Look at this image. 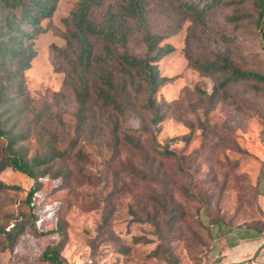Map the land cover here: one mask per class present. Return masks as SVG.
I'll list each match as a JSON object with an SVG mask.
<instances>
[{
    "label": "rangeland",
    "instance_id": "374dc122",
    "mask_svg": "<svg viewBox=\"0 0 264 264\" xmlns=\"http://www.w3.org/2000/svg\"><path fill=\"white\" fill-rule=\"evenodd\" d=\"M76 2L59 0L43 21L48 30L34 40L37 55L25 72L31 135L24 151L44 154L53 134L58 148L70 149L53 164L65 176L42 178L34 197L35 224L51 232L26 233L13 245L0 233V264H51L41 253L59 241L67 264H234L215 256L212 231L240 224L264 229L255 178L264 161V82L244 79L221 89L219 77L201 73L190 57L224 53L239 68L264 74V17L258 25L254 0H228L203 18L183 5L199 0H148L147 28L164 37L161 44L175 46L158 62L171 77L157 93L164 120L151 123L138 92L121 117L93 104L79 135L71 84L78 72L74 56L59 51L66 45L63 18ZM129 51L145 52L136 27ZM165 148L173 154L157 152ZM0 179L21 187L0 192V227L9 228L8 214L28 212L33 179L12 168L0 171ZM261 251L235 264L264 263Z\"/></svg>",
    "mask_w": 264,
    "mask_h": 264
},
{
    "label": "trees",
    "instance_id": "16d2710c",
    "mask_svg": "<svg viewBox=\"0 0 264 264\" xmlns=\"http://www.w3.org/2000/svg\"><path fill=\"white\" fill-rule=\"evenodd\" d=\"M226 1L228 0H199V3L185 2L183 5L203 18L214 7ZM58 2L59 0H0V171L12 168L33 179L24 200L28 212L8 214L12 225L9 228L0 227V233L10 245L26 233L42 236L51 232L41 231L35 224L34 197L42 187V178L56 179L65 176L64 168H54L53 164L70 154V149L58 148L54 134L48 150L42 155L29 157L23 145L31 135L29 122L24 123L31 110L25 72L37 55L34 40L48 30L43 21L53 17ZM201 2H204L203 6H200ZM254 6L258 11L257 24L260 25L264 17V0H254ZM147 13L148 0H77L69 16L63 18L67 28L66 45L59 51L65 56H74L73 67L78 72L76 78H71L77 100L75 131L78 135L83 132L93 113V104L121 117L132 110L133 99L138 92L144 95L143 107L150 113L151 123L157 126L164 120L165 115L161 113L157 93L171 77L161 74L158 62L173 52L175 46L170 43L161 44L164 37L150 32L147 28ZM230 18L236 20L234 17ZM135 27L141 32L145 44L142 56L129 51ZM190 60L201 73L218 76V86L221 89L244 79L264 82L263 73L239 68L224 53L218 54L214 59L204 56L190 57ZM158 131L155 128V133ZM123 138L127 143L134 144L132 136L124 134ZM157 152L173 154L167 148L158 149ZM20 189L19 185L0 179V192ZM191 194L197 196L196 193ZM260 209L262 210L261 206ZM262 212L264 214L263 210ZM236 226L255 228L264 235V229L255 224ZM61 252L62 244L59 241L47 245L41 257L51 264H67L61 257Z\"/></svg>",
    "mask_w": 264,
    "mask_h": 264
},
{
    "label": "crops",
    "instance_id": "0c3cea01",
    "mask_svg": "<svg viewBox=\"0 0 264 264\" xmlns=\"http://www.w3.org/2000/svg\"><path fill=\"white\" fill-rule=\"evenodd\" d=\"M255 178L258 180L259 203L264 211V161L258 165ZM212 233L214 254L223 257L224 263L241 262L264 244L263 233L247 226H218L213 228ZM261 254L264 256V247Z\"/></svg>",
    "mask_w": 264,
    "mask_h": 264
},
{
    "label": "water",
    "instance_id": "95a60500",
    "mask_svg": "<svg viewBox=\"0 0 264 264\" xmlns=\"http://www.w3.org/2000/svg\"><path fill=\"white\" fill-rule=\"evenodd\" d=\"M264 247V244L262 246H260L248 259L246 260H249V259H253L256 254ZM245 261V260H244ZM235 264V263H234Z\"/></svg>",
    "mask_w": 264,
    "mask_h": 264
}]
</instances>
